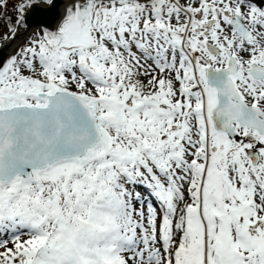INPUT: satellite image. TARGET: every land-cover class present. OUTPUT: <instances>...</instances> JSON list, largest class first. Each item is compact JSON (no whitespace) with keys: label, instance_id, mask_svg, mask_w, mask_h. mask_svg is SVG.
<instances>
[{"label":"snow or ice","instance_id":"1","mask_svg":"<svg viewBox=\"0 0 264 264\" xmlns=\"http://www.w3.org/2000/svg\"><path fill=\"white\" fill-rule=\"evenodd\" d=\"M0 264H264V0H0Z\"/></svg>","mask_w":264,"mask_h":264}]
</instances>
